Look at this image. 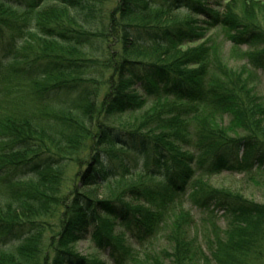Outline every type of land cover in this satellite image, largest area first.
<instances>
[{
    "label": "trees",
    "instance_id": "obj_1",
    "mask_svg": "<svg viewBox=\"0 0 264 264\" xmlns=\"http://www.w3.org/2000/svg\"><path fill=\"white\" fill-rule=\"evenodd\" d=\"M225 1L0 0V264H102L72 251L85 237L111 264H264V206L213 189L192 198L227 223L205 246L184 210L159 254L119 242L193 177L264 167V0ZM212 29L248 63L222 64Z\"/></svg>",
    "mask_w": 264,
    "mask_h": 264
},
{
    "label": "rangeland",
    "instance_id": "obj_2",
    "mask_svg": "<svg viewBox=\"0 0 264 264\" xmlns=\"http://www.w3.org/2000/svg\"><path fill=\"white\" fill-rule=\"evenodd\" d=\"M103 1V9L105 14L107 15L116 5V0ZM215 1H217L218 4H225L224 2H226L225 0L224 2L223 0H214V2ZM211 2H213V0H211ZM195 19L199 22V24H202L204 22V19L201 17H196ZM206 35L207 37L205 39V43L203 44L208 43L206 42L208 38L212 39L214 41H212V44H215L217 48V56L220 57L221 60H223H220V62L222 64H228L229 68H239L241 64L247 62V59L244 58V54L248 52H254V50H247L246 47L233 48L231 44L225 39V35L221 30L212 29L209 32L207 31ZM202 42L192 46H188L187 48L198 47L200 45H203ZM212 56L216 57V54H213ZM215 64H219L218 60L215 61ZM257 77L258 83L260 81V84L257 83L256 86V88L258 89V94L264 97V76L257 73ZM138 95H141V93L138 92ZM113 122L116 121L114 120ZM114 124L117 125V123ZM83 169H85V166L83 167ZM75 171H77V169L74 167H72V169H67L65 180L66 182L64 186L65 191L72 189L74 184L80 186L78 181L74 183V177L76 173ZM209 189L221 192L223 191L234 196L238 195L251 203L264 206V167H253L249 170H242L240 172L234 173L220 172L218 174L210 176L193 177L190 180L185 192L176 196L173 200L174 203L168 205L161 211L159 218L162 223L160 224V227H157L156 230L154 229V232L152 233L153 235L151 234L152 237L146 236L145 238L136 241L129 239L127 236H124L122 238L123 240H120L119 242L122 241L123 246L127 247L131 251V254L134 257L138 258L140 262L144 261L146 256L159 254L160 250L164 247L163 234L165 233V230L167 231V229L171 228V224L174 222L175 217L178 216L179 210H184L192 214L194 218L193 230L196 229L197 231H199V235H197V241L205 246V240L202 233L204 231H210V222L216 224V226L221 229V231L227 229L226 220H223V216H221V213H215V220H212V218L206 213H200V210H198L193 204L192 198H195L200 192L208 191ZM101 194L102 192L98 190L97 195L101 196ZM50 224L53 225L55 224V222L53 221ZM55 229L56 228L54 227L53 229H47L43 237V243L45 245H48V243L50 242V238H52V236L54 235ZM208 240L210 241L212 239ZM72 251L81 256L88 257L89 259H95V261H98L99 263L111 264L107 256V252H101L97 250L94 247L93 243L90 241L89 237H85L84 240L76 243L73 246ZM149 264L155 263H152L151 261Z\"/></svg>",
    "mask_w": 264,
    "mask_h": 264
}]
</instances>
